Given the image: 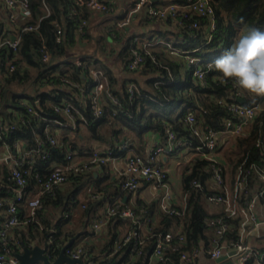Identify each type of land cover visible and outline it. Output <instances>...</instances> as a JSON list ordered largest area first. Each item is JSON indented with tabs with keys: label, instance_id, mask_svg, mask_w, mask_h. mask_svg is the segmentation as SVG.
<instances>
[{
	"label": "built area",
	"instance_id": "1",
	"mask_svg": "<svg viewBox=\"0 0 264 264\" xmlns=\"http://www.w3.org/2000/svg\"><path fill=\"white\" fill-rule=\"evenodd\" d=\"M29 1L0 0L7 9L8 17V24L0 28L1 76L9 75L16 70L22 34L27 31L38 32L41 21L50 15L48 2L41 0V14L37 16L36 21L24 22L31 17ZM118 3L119 0H70V5L67 7V18L77 20V31L84 34L88 24V14L117 11ZM142 10L148 19L171 23L170 26L177 30L180 38L192 39L200 35L202 43L185 49L174 45L172 40L163 39L158 35L134 34L130 43L126 70L134 73L143 69L146 64L145 59L148 58L158 66L166 68L172 80L170 70L155 54V47L160 46L163 52L178 56L180 63L184 64L185 68H190L193 80L205 83V73L210 69L213 60H206L196 54L200 51H219L218 46L208 47L217 29L211 0H182L179 2L134 0L124 8L123 16L116 20L115 27L127 28ZM53 24L55 26L54 40L60 43L63 38V28L57 21H53ZM39 54L41 61L49 64L52 56L50 50L42 45ZM75 61L81 64L79 59ZM22 66L25 67V64ZM48 73L50 77H55L54 80H57L62 88L72 92L63 99L47 102V106L63 118L62 120H48L44 125L43 131L50 146L60 148L64 146L51 133V128L54 132H58L62 128L75 130L79 123L87 125L82 110L73 101L74 97L78 98L81 106L91 112L93 120L102 116L104 107L109 102L120 106L118 99L111 92L108 76L101 68L89 67L87 78L82 83L70 78L66 70L63 75L59 72ZM40 81L45 82L46 79L43 78ZM161 83L162 81L157 80L154 86L157 87ZM233 85L235 89L231 96L234 101L225 102L223 98L217 99L218 103H226L232 114V117L223 120L221 129L216 130L202 124L193 112H189L184 117V121L191 135L198 139L197 144L189 147L187 138L178 137L175 131L168 127L165 141L153 145L146 157L132 151L125 152L124 168L116 178V183L123 192L136 193L144 184H150L157 192L155 194V202L158 205L156 210L179 216L181 220L186 214L190 192L176 197L171 190L166 164L162 161H155V158L159 154H170L181 149L182 155L185 154L182 164L180 163L181 166H190L195 160H204L205 167L211 174L210 179L214 183V187L210 188L212 192L205 195V200L218 207L217 211L204 218L206 228L211 231L209 242L197 245L189 241L183 229L182 220L168 231L152 233L155 221L151 219L148 223L142 220L143 213L146 211L144 206L134 208L136 203L134 206L124 203L121 195H116L106 201L102 215L90 221L88 231L95 235L102 234L107 221L115 217L129 222L130 228L117 235L110 250L104 252H91L84 247L83 241L77 240L66 247L65 254L68 257L81 261L76 264H116L115 257H122V248L132 243L133 248L129 256L121 259L118 264H136L145 254L146 242L143 233L151 232L156 237L155 243L148 257L143 258L141 264H225L227 261L231 264H264V247L259 249L246 240L252 232L264 227V139L256 142L260 150L261 162L252 161L246 165V158H244L235 168L232 182H228L225 178V173H223L225 165L222 160V152L225 148L230 147L228 156H232L233 151L237 150L236 139L249 134L251 124L264 109V105L241 103L238 99L244 96V90L235 82ZM126 87L130 99L135 93H140L135 81H129ZM22 101L28 111L35 113L29 101L26 99ZM13 129L14 125H6L0 121V187L10 192V194L0 196V218L4 217L0 223V264L18 262L15 254L21 252L23 247L21 249L19 246H13L10 240L14 236L15 228H25L33 221L39 222L38 211L42 206L43 195L54 194V191L64 185L69 178L91 172L115 157L113 150L109 148L94 149L86 153L67 149L62 161L52 162L44 174L35 173V183L30 185L28 175L31 174L30 168L34 165L37 155H41L44 159L49 156L50 151L45 149L42 142L37 139V133H34L36 137L34 147L21 149L23 143L19 139L9 144L5 139L6 134ZM117 144L121 149L126 148L124 142H117ZM2 165L4 166L1 168ZM251 182L253 191L252 193L250 191L249 195L246 189ZM190 185L196 189L203 188L201 182L196 179L191 180ZM145 222L148 224L146 230L143 229ZM38 225L40 226V223ZM234 230H236L235 236H232L231 233ZM68 242L59 247V252ZM44 243L48 244L45 252L48 257L51 250L55 251L51 240H46L42 244L31 240L26 246L31 248L36 244L42 246ZM219 258L222 259L218 261Z\"/></svg>",
	"mask_w": 264,
	"mask_h": 264
},
{
	"label": "trees",
	"instance_id": "2",
	"mask_svg": "<svg viewBox=\"0 0 264 264\" xmlns=\"http://www.w3.org/2000/svg\"><path fill=\"white\" fill-rule=\"evenodd\" d=\"M46 1L50 6V15L41 21L38 32L27 31L22 34L21 46L18 53L19 58L16 61L17 68L11 74L3 76V81L0 83V121L6 125H14V129L6 134V142L12 144L14 140L19 139L25 146L34 147L36 146L34 133H37V139L42 142L45 149L50 151L49 156L44 159L41 155H37L34 165L30 168L31 174L28 175L30 185L35 183V173H46L52 162L62 161L67 149H75L80 153L92 152L94 150L78 146L74 141L75 136H70L66 128H62L58 132H54L51 128V133L64 146L61 148L59 146H50L43 131L44 125L48 120L63 119L52 108L47 106V102L51 100L58 101L72 94L67 89L59 87V82L54 80L55 77H50L48 73L59 72V74L63 75L65 70L63 71L58 68L63 61L68 63L69 68L66 72H68L69 77L81 83L86 80L89 67L101 68L107 74L111 92L118 99L120 106L109 102L104 107L102 116L93 120L91 112L87 108H84V106H81L77 97H74L73 101L82 110L87 120V125H85L87 138L105 141L108 144L107 148L113 150V155L122 154L130 147L134 149L135 154L140 155L145 135L151 131L157 132L160 135V143H162L166 139L168 127L172 128L178 137L187 138L189 147L194 146L198 143V139L191 135L184 121V117L189 112H193L196 119L202 124L216 130L223 127V120L225 118L232 117L226 103H218L217 99L223 98L225 102L234 101V98L231 96V93L235 89L233 85L234 81L221 79L217 71L209 69L205 73V83L202 84V82L193 80L190 68H185L184 64H181L179 60L173 59L165 52H156L155 54L162 64L170 70L172 80L166 68L158 66L148 58L145 59L146 64L143 69L134 73L128 72L126 64L129 58L130 43L133 35L126 37L124 45L122 44L118 53L122 57L125 73V76H120L114 73L107 63L100 60L98 56H92L84 52H70L71 48H74L75 43H77L76 36L87 40L90 39L89 24H87L84 34H80L77 31V20L67 18V7L70 5V0ZM127 1L119 0L117 7H126L134 0L131 2ZM168 1L179 2L182 0ZM29 2L31 17L24 22H35L37 16L41 14V0H30ZM211 2L214 7L217 29L208 47L218 46L219 51H200L196 54L206 60L211 59L210 55L212 53L221 55L222 51L232 44L236 37L243 34L250 27L264 28V0H211ZM123 11L122 13H115L116 10L102 13L103 17L106 20L108 19L110 23L103 29L104 37L100 36L96 40V43H99L98 47L95 48L96 52H98L97 48L104 49L107 37H112L115 40H118L120 37L122 32L115 27V22L123 16ZM53 21L59 22V25L63 28V38L60 43L54 40L55 26ZM172 43L176 46L190 49L200 45L202 38L200 35H196L192 39H187V37L185 39L179 38V40L174 39ZM42 45L51 52L52 56L49 64L43 63L40 59L39 49ZM76 59H79L81 64H77ZM22 64H25V67ZM32 69L36 72L35 74H33ZM81 73L85 76L84 79L81 78ZM32 78L33 82L31 81ZM43 78L46 79L45 82L40 81ZM157 80L162 81V83L155 87L154 82ZM129 81H135L140 90V93H135L132 99L129 98L127 93L126 85ZM14 83H23V85L33 83L35 85L34 92H26L27 88L23 86L20 90L21 93H12L10 89L11 84ZM45 85H48V87L51 85L52 89L40 90L46 87ZM22 98L29 101L35 113L28 111ZM242 99L244 101L241 103L246 105H254L256 103L264 105V95L258 96L246 90H244ZM78 128L79 126L76 128L77 131ZM108 128L110 129L111 136L107 139L105 138V130ZM125 133L129 134L132 140L134 139V143L131 140L128 142L122 139L121 136ZM259 139H264V109L251 124L249 134L246 137L236 139L237 150L233 151L232 156L228 158L231 164V182L234 181L235 168L244 158H246V165L252 161L261 162L260 150L256 146V142ZM117 142H124L126 148H119ZM131 143L133 146H130ZM205 166L206 162L204 160H195L191 162L190 166L184 167L182 172V193L190 192V195L187 199L185 217L181 218V220L188 240L197 245L209 242L204 218L211 213L206 210L203 202L205 195L210 194L212 191L208 184L211 174ZM193 179L199 180L203 188H193L190 185V181ZM89 186L94 191L91 195H95L96 191L99 190L103 191L107 196L104 195L101 200H88L85 204H82L84 205L82 214L86 218L83 226L87 225V223L90 224L89 222L93 217L91 213L93 203H105L107 197L111 199L123 192L117 185L116 180L109 181L106 173L96 177L92 172L71 177L63 185L62 189H56L54 194L43 195L42 206L38 211L39 222L33 221L25 228H15L14 236L10 240L13 246H19L22 249L23 245H28L31 240H36L37 243L51 240L55 251L51 250L48 253V258L49 260L55 259L62 244L71 239H73L71 243L73 244L76 242V238L82 237L80 231H77L73 227H68L67 224L72 219L73 211L79 203L78 195L84 188ZM250 191L251 193L253 191L252 182L246 189L249 195ZM6 194H10V192L0 187V196ZM135 203L134 208L143 205L146 209L142 220L146 216H150L154 211H157L158 205L155 201L146 203L141 199H136ZM51 212H54L56 215L53 216ZM157 214L159 215V219L152 226V233L168 231L181 221L179 216L159 211H157ZM3 218L1 216L0 223ZM115 218H117V224L128 225H126L127 228L124 231L130 228L129 222L122 218ZM38 223H40L41 228ZM235 232L236 230L231 235L235 236ZM75 235L78 236L74 237ZM117 235L118 233L115 231L108 232V236L102 246L103 250L100 252L110 250ZM143 236L146 242L144 248V253L146 254L153 248L156 237L151 232H145ZM132 248V243L124 246L121 251L122 257H115L116 264L121 259H126ZM142 260L143 255L136 264H141L140 261Z\"/></svg>",
	"mask_w": 264,
	"mask_h": 264
},
{
	"label": "crops",
	"instance_id": "3",
	"mask_svg": "<svg viewBox=\"0 0 264 264\" xmlns=\"http://www.w3.org/2000/svg\"><path fill=\"white\" fill-rule=\"evenodd\" d=\"M131 1L132 0H128L127 2H131ZM162 1H167V0H162ZM124 8H125V6H121L120 8H118V10L115 13H122ZM94 16H99L102 20L105 21V22L99 21L97 24H105V26H107L110 23L108 19L106 20L105 17H103V14H91V15H89L88 24L90 23L91 18H93ZM7 24H8L7 9L0 2V28L6 26ZM170 25H171V23H168L164 20H160V21L149 20L146 17L144 11L142 10L133 19L130 26H128L127 28H124V29H120V31L122 33H121L120 37L118 38V40L112 39V37H107L105 44H108L112 48H116L115 51H108L104 47L103 50L101 48H97L98 52H96L95 42L91 43L92 44V47H91L90 45H87V42L89 40L84 39V38H79L78 36H76L77 43H75L74 48H71L70 52L75 51L76 53H80L78 48L79 47H83V48L85 47V49H81L80 51H82V52L88 51V52H84V53L90 54L92 56H98L100 60H103L104 63H107V65L113 70L114 73H117L120 76H125L124 75L125 74L124 68H123V64H122V57H120L118 55V53L120 52L122 44L124 45L126 37L128 35L143 34L146 36L158 35L159 37H161L163 39H170L172 41L174 39L179 40L180 36H179L177 30H174V28H172ZM97 28H98V25L91 26V24H89L88 25V31L91 33L90 35H92V33H94ZM99 29H101V26ZM100 36L104 37L103 31L101 32ZM100 36H98L97 39H99ZM90 40H93V36L90 37ZM102 42H103V40H102ZM184 42H186V41L184 40ZM93 47H95L94 50H93ZM91 50H93V53H91ZM155 51L159 52V53L160 52L163 53L160 46L155 47ZM169 56L172 57L173 59L180 60V58L178 56H174L171 54H169ZM58 68L63 70V71L67 70L69 68L68 63L66 61H63L62 63H60ZM35 73L36 72L33 71V74H35ZM81 78L82 79L85 78V76L82 73H81ZM2 81H3V76L0 75V83ZM31 81L33 82V78ZM23 86L25 88H27L26 92H29V93L34 92L33 90H34L35 85H33V83H30L29 85H28V83H26ZM45 86L46 87H43L40 90L52 89L51 85L49 87H48V85H45ZM57 86H59V85H57ZM59 87H61V86H59ZM22 100H25V99L22 98ZM78 126H79L78 131H77V129H75V130L67 129V132L70 134V136H72V137L75 136L74 141L76 142V144L78 146L83 147L85 149H89V148L100 149V150H106L107 149L108 144L105 141L90 140L89 138H87V131H86L84 124L79 123ZM105 136H106L105 138H107V139L111 136L109 128L105 130ZM121 137L124 141L129 142V140H131L132 143H134V139L132 140L131 136H129V134H127V133L123 134ZM159 142H160V135L157 132H154V131L148 132L145 135L144 142L142 145V150L140 151V156L146 157L148 154V151L153 147V145H155L156 143H159ZM132 143L130 146H133ZM26 147L27 146H25L23 144L20 148L24 149ZM129 151L134 152V149L132 147H130L125 152L128 153ZM125 152L122 154H119V155H115V157L112 160L108 161L106 164H104L100 167L95 168L91 172L93 173V175L95 177L101 176L103 173H106L107 176L109 177V181L116 180V178L119 176L120 172L124 168V164H125L124 155L126 154ZM181 155H182L181 150H178V151L171 153V154H159L155 158V161H158V162L162 161L166 164V167L168 169V177H169V182L171 185V190L173 191V193L175 194L176 197H178L179 195L182 194V187H183V185H182V172H183L184 166H181V164L184 160L185 154H183L182 156ZM222 160H223L224 165H225L224 173L230 174L231 173V164L229 163L228 159H227V161L225 160L226 163H225L223 158H222ZM3 166L4 165H2L1 168ZM91 172H87V173H91ZM230 176H232V174ZM208 184L210 187H214V183L211 179H209ZM62 188H63V185L60 186L58 189H62ZM92 192H94V191H93L92 187L89 186V187L84 188L80 192V194L78 195L79 203L76 206V208L74 209L73 216H72L73 228L82 233V237L76 238V239L79 242L83 241L84 247H86L87 250H89L91 252H95V253L98 252L99 253L101 250H103L102 246H103V243L108 236V232H114L115 231L116 233H118V235H120L123 233V231L127 228L128 225L127 224L124 225L122 223L117 224V218H111V219H109V221H107V224L104 225V229H103L102 234H100V235L91 234L92 232L88 231V225L89 224L87 223V225L83 226V223L86 220V218L83 217V214H82L83 209H84V205H82V204H85L88 200H99V199L101 200L104 197V195H106L103 191H99V190L96 191L97 193L95 195H91ZM155 194H157V192L155 190H153V187L150 184H144L143 187H141L140 190L136 193L122 192L121 200L124 203H127V204L134 206L136 199H141L142 201H146V203H147V201L148 202L156 201L155 200ZM117 196H118V194H117ZM109 199L110 198L107 197L106 200H109ZM105 203L102 202L99 204H95V203L92 204V210H91V213L93 216L92 219L97 218V217L102 215ZM203 203H204L206 210L209 213H213V212L217 211V209H218V207L216 205L209 203L207 200H204ZM77 209H78V211H80V214L75 213L77 211ZM51 214H53V216L56 215V214H54V212H51ZM151 219L153 221H155V224H156L158 219H159V215L157 213L153 212L150 216H148V217L146 216L144 218V221L149 223ZM146 222H145V225L143 224V229H145V230L148 227V224ZM206 234H207V237L209 238L211 236V231L207 229ZM77 236L78 235H75L74 237H77ZM246 240H247V242H250L254 246L258 247L259 249L263 248L264 247V227H261L257 231L255 230L254 232H252L250 235L247 236ZM146 257H148V253L144 254V256H143V258H146ZM201 260L204 261L203 258H201ZM140 263H141V261H140Z\"/></svg>",
	"mask_w": 264,
	"mask_h": 264
},
{
	"label": "clouds",
	"instance_id": "4",
	"mask_svg": "<svg viewBox=\"0 0 264 264\" xmlns=\"http://www.w3.org/2000/svg\"><path fill=\"white\" fill-rule=\"evenodd\" d=\"M210 69L243 90L264 95V28L250 27L236 37L211 62Z\"/></svg>",
	"mask_w": 264,
	"mask_h": 264
},
{
	"label": "water",
	"instance_id": "5",
	"mask_svg": "<svg viewBox=\"0 0 264 264\" xmlns=\"http://www.w3.org/2000/svg\"><path fill=\"white\" fill-rule=\"evenodd\" d=\"M240 102L244 100L242 98L238 99ZM73 239L69 240L65 246L60 250L59 254L54 260H49L46 256L45 252L47 250L48 244L44 243L42 246L40 244H36L33 247L23 246L21 252L15 254L18 262L16 264H37L42 262L43 264H76L80 263V260H75L68 257L65 254V249L72 243ZM222 258H219L220 261ZM7 264H14V263H7ZM225 264H231L230 261H227Z\"/></svg>",
	"mask_w": 264,
	"mask_h": 264
},
{
	"label": "rangeland",
	"instance_id": "6",
	"mask_svg": "<svg viewBox=\"0 0 264 264\" xmlns=\"http://www.w3.org/2000/svg\"><path fill=\"white\" fill-rule=\"evenodd\" d=\"M100 19V20H99ZM99 21H101V22H105L104 20H102L99 16H94L93 18H91V20H90V23L89 24H91V26H93V25H98V28L96 29V31L94 32V33H92V35L91 36H93V40H90L89 39V41L87 42V45H90L91 47H92V42H95V44H96V47H98V45H99V43H96V39L98 38V36H100V34H101V32L102 31H104L103 30V28H104V26H105V24H97ZM100 26H101V29H99L100 28ZM108 41V40H107ZM94 48L95 47H93V50H94ZM105 48L108 50V51H115L116 50V48H112V47H110L108 44H106L105 45ZM81 49H85V47L83 48V47H79L78 48V50H79V52H82V51H80ZM93 50H91V53H93ZM84 52H88V51H84ZM219 55H216V54H214V53H212L211 55H210V58L212 59V60H214L216 57H218ZM32 72H33V69H32ZM12 86H11V92L12 93H21V87H23V83H14V84H11ZM231 142V141H230ZM228 148H230V147H227V148H225L224 150H223V152H222V157L226 160L227 158H229L230 156H228V151H229V149ZM225 154H226V156H225ZM227 161V160H226ZM231 175V173L229 174V173H225V178H226V180L228 181V182H230L231 181V178H232V176H230ZM75 213H79L80 214V211H78V209H77V211L75 212ZM67 226L68 227H73V218L68 222V224H67ZM252 244V243H251Z\"/></svg>",
	"mask_w": 264,
	"mask_h": 264
}]
</instances>
